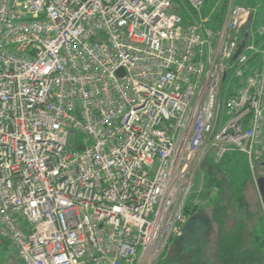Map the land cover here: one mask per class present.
<instances>
[{"label": "built area", "instance_id": "2783aa9c", "mask_svg": "<svg viewBox=\"0 0 264 264\" xmlns=\"http://www.w3.org/2000/svg\"><path fill=\"white\" fill-rule=\"evenodd\" d=\"M258 7L0 0V238L26 264H156L209 154L264 159Z\"/></svg>", "mask_w": 264, "mask_h": 264}, {"label": "rangeland", "instance_id": "374dc122", "mask_svg": "<svg viewBox=\"0 0 264 264\" xmlns=\"http://www.w3.org/2000/svg\"><path fill=\"white\" fill-rule=\"evenodd\" d=\"M173 2L178 5L176 1ZM231 2L257 7L261 5L253 24L258 32L264 16V3L260 0H205L198 15L194 13L189 0H183L182 7L191 16L205 20L207 25L216 26L225 19ZM73 141L74 135H71L70 144ZM235 153L232 157V153H228L214 170L218 177L215 183L221 191L215 201L203 205L196 216L186 219L156 264H163L170 259L184 264H220L215 255L217 241L222 233L239 220L245 222L246 228L239 248V259L234 264H264V206L257 188L255 170L246 155L238 151ZM213 156V153L209 154L208 158L212 159ZM209 159L203 161L197 172L192 188L194 194L201 193L204 183H207L209 177L205 173V162ZM0 264H26L14 243L2 238Z\"/></svg>", "mask_w": 264, "mask_h": 264}, {"label": "trees", "instance_id": "16d2710c", "mask_svg": "<svg viewBox=\"0 0 264 264\" xmlns=\"http://www.w3.org/2000/svg\"><path fill=\"white\" fill-rule=\"evenodd\" d=\"M173 1H176L178 3L177 6L179 7L181 14L184 16L185 21L186 22L190 21L192 16L187 12V10L184 7H182L183 0H173ZM230 153H232L230 157L236 154L235 152H230ZM206 159L209 158L207 157ZM209 160L210 161L205 162L206 165L205 173H207V176L209 177L207 178V183H204L201 193L199 192L196 194L192 193L193 196L192 198H189L186 207L184 209L185 216L187 217L188 220L196 216L197 213L201 210V207L203 205L208 204L211 201H215L216 196L219 194V192H221L219 189L220 187L217 185V183H215V181L217 182L218 177L216 176L217 173H215L214 171L217 169L218 164L220 162L216 164L214 163L213 159H209ZM245 228H246L245 222L243 220H239L235 222L229 230L222 233V235L219 237V240L217 241V245H216L215 255L216 258L219 260L220 264H234L235 262L237 263L239 259L238 257L239 248L242 246L241 244L243 243L242 237ZM163 255L161 257H163ZM163 264H184V263L170 259Z\"/></svg>", "mask_w": 264, "mask_h": 264}, {"label": "water", "instance_id": "95a60500", "mask_svg": "<svg viewBox=\"0 0 264 264\" xmlns=\"http://www.w3.org/2000/svg\"><path fill=\"white\" fill-rule=\"evenodd\" d=\"M247 35H245L244 40L242 41V44L236 54V56L240 53V51L242 50V48L245 45V41H246ZM83 149V148H81ZM255 178H256V183H257V188L264 206V159L261 160L256 168H255Z\"/></svg>", "mask_w": 264, "mask_h": 264}, {"label": "crops", "instance_id": "0c3cea01", "mask_svg": "<svg viewBox=\"0 0 264 264\" xmlns=\"http://www.w3.org/2000/svg\"><path fill=\"white\" fill-rule=\"evenodd\" d=\"M261 1V0H260Z\"/></svg>", "mask_w": 264, "mask_h": 264}]
</instances>
